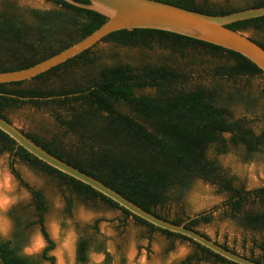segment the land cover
Returning a JSON list of instances; mask_svg holds the SVG:
<instances>
[{
  "label": "trees",
  "instance_id": "obj_1",
  "mask_svg": "<svg viewBox=\"0 0 264 264\" xmlns=\"http://www.w3.org/2000/svg\"><path fill=\"white\" fill-rule=\"evenodd\" d=\"M51 8L20 6L0 0V72L31 66L82 39L105 20L103 14L65 0H45ZM87 5L88 0H73ZM211 15L264 6V0H159ZM246 33L264 49V16L227 25ZM108 48L102 50L104 45ZM118 48L136 49L122 54ZM67 74V75H65ZM264 73L240 54L177 33L134 28L112 32L91 48L30 79L0 83V116L25 104L43 109L66 134L75 138L68 150L42 136L20 130L34 143L80 171L100 180L153 215L197 230L210 214L195 218L182 203L196 180L226 193L222 207L244 230L264 234V210H243L250 197L264 198V187L245 191L234 185L218 161L232 153L241 161L264 159ZM149 89V92H145ZM247 115L260 123L255 127ZM11 156L9 170L27 190L34 220L45 245L36 255L23 252L28 235L18 214L9 237L0 238V264H56L55 244L46 226L43 192L30 186L14 166L16 159L59 182L66 211L75 196L80 202H101L119 209L150 233L187 241L192 251L178 264L209 261L236 264L191 239L158 228L131 214L88 185L57 171L17 146L0 130V155ZM178 205V206H177ZM174 206V210H172ZM177 206V207H176ZM222 247L264 264V236L252 240L248 254ZM92 253L113 264L106 239L96 227L80 232L73 264H87Z\"/></svg>",
  "mask_w": 264,
  "mask_h": 264
},
{
  "label": "rangeland",
  "instance_id": "obj_2",
  "mask_svg": "<svg viewBox=\"0 0 264 264\" xmlns=\"http://www.w3.org/2000/svg\"><path fill=\"white\" fill-rule=\"evenodd\" d=\"M20 6L48 9L52 4L45 0H9ZM212 3L226 4L235 0H208ZM109 45L101 46L102 50ZM122 54L136 53V49L118 48ZM67 75V74H65ZM264 82L257 80L258 85ZM146 89L145 92H149ZM9 119L18 128L42 136L45 140L62 144L65 150L76 140L57 126L53 117L45 110H37L25 104L8 114ZM248 120L253 117L247 115ZM254 121V120H253ZM255 127L260 123L252 122ZM11 156L0 155V238L10 236L14 227V214L23 221L28 243L23 252L36 255L44 247L45 242L36 225H29L34 220V207L26 189L21 187L12 176L8 162ZM218 161L225 174L233 179L234 185L251 191L264 187V159L249 162L241 161L236 155L227 153L218 156ZM14 166L23 179L32 187L40 189L47 203L45 214L46 229L54 241L55 247L51 254L56 264H73L75 261V246L81 232H91L94 227L106 239V249L113 255V264H178L192 251L187 241L167 239L158 231L150 233L144 226L137 224L131 217L124 219V214L116 208L97 202L84 203L73 198L71 211H66L64 196H68L59 186L58 180L40 172L16 159ZM227 195L218 192L213 185L196 180L182 203L184 211L191 216L210 214L211 221L199 223L198 231L211 239L225 243L239 253L248 254L252 240H261L263 233L249 231L235 225L229 210L222 207ZM6 202V203H5ZM178 206V205H177ZM176 206V207H177ZM243 210H264V198L250 197L243 205ZM174 210V206H172ZM104 255L92 253L87 264H102ZM198 264H220L202 261Z\"/></svg>",
  "mask_w": 264,
  "mask_h": 264
},
{
  "label": "water",
  "instance_id": "obj_3",
  "mask_svg": "<svg viewBox=\"0 0 264 264\" xmlns=\"http://www.w3.org/2000/svg\"><path fill=\"white\" fill-rule=\"evenodd\" d=\"M65 1L78 7L99 12L106 16V20L82 39L31 66L1 71L0 83L30 79L91 48L112 32L134 28L169 31L231 50L251 61L264 73V49L250 39L246 33L227 27L236 21L264 16V6L242 9L223 15H211L159 0H88L89 4L87 5L73 0ZM0 130L8 135L17 146L22 147L48 166L88 185L146 222L185 236L236 264H261L236 254L199 232L185 227V222L174 224L142 209L100 180L50 154L31 141L20 128L1 116ZM197 216H191L190 219Z\"/></svg>",
  "mask_w": 264,
  "mask_h": 264
},
{
  "label": "clouds",
  "instance_id": "obj_4",
  "mask_svg": "<svg viewBox=\"0 0 264 264\" xmlns=\"http://www.w3.org/2000/svg\"><path fill=\"white\" fill-rule=\"evenodd\" d=\"M6 203V202H5ZM0 207H2V205H0Z\"/></svg>",
  "mask_w": 264,
  "mask_h": 264
}]
</instances>
